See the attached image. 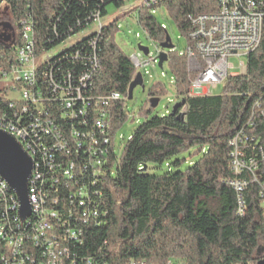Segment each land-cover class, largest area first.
Listing matches in <instances>:
<instances>
[{"label": "trees", "instance_id": "obj_1", "mask_svg": "<svg viewBox=\"0 0 264 264\" xmlns=\"http://www.w3.org/2000/svg\"><path fill=\"white\" fill-rule=\"evenodd\" d=\"M1 1L8 13L0 22L4 26L6 21L18 23L30 15L36 48L45 51L56 50L69 37L86 31L93 13L106 18L108 4H126L121 0ZM157 9L166 13L190 44L189 16L212 12L215 3L161 0L151 8H139V26L160 44L167 30L153 16ZM118 29L116 20L108 21L98 42L96 95L118 92L127 97L134 78L130 56L114 41ZM5 31L13 33V26ZM1 39L2 34L0 49L6 50ZM165 63L175 97L185 100V117L150 115V107L141 112L144 120L122 146L117 161L115 156L109 159L103 186L107 212L99 226L85 230L84 243L75 248L77 255L91 264H128L131 260L135 264H256L254 251L264 242L260 206L264 197L259 196L258 183H249L244 191L247 208L239 215L235 191L227 182L236 177L230 168V139L243 131L264 143V116L255 107L264 92V76L227 77L220 94L191 96L188 90L196 73L189 70L186 56L170 50ZM165 93V83L154 81L148 98ZM260 102L264 108V99ZM109 119L115 133L127 119L125 100L112 103ZM59 124H66V118L59 117ZM190 150L193 161L187 165L175 157ZM112 161H116L113 167ZM259 174L264 180V162Z\"/></svg>", "mask_w": 264, "mask_h": 264}, {"label": "built area", "instance_id": "obj_2", "mask_svg": "<svg viewBox=\"0 0 264 264\" xmlns=\"http://www.w3.org/2000/svg\"><path fill=\"white\" fill-rule=\"evenodd\" d=\"M121 1L139 25V8H151L161 0ZM213 1L214 11L189 16L190 44L183 54L189 70L196 73L188 90L191 96L211 95L227 77L264 76V0ZM0 10L7 15L1 0ZM110 20L93 13L86 31L50 51L36 48L30 15L12 23L13 33H2L10 38L1 39L7 49H0V80L9 83L4 88L8 95H0V128L13 135L32 160L27 191L35 207H30L31 223L22 224L18 199L0 178V264H91L80 259L75 248L84 243L85 230L99 226L107 212L103 186L110 157L118 159L110 106L127 100L118 92L96 95L93 90L98 42ZM159 51L147 61L131 55L135 74L147 65L156 67ZM231 58L239 60L240 72H231ZM260 100L255 107L264 116ZM59 117H66V124H59ZM229 146L236 177L227 184L235 191L237 213L243 215L249 183H258L259 196H264L259 174L264 143L239 131ZM260 206L264 212V203Z\"/></svg>", "mask_w": 264, "mask_h": 264}, {"label": "rangeland", "instance_id": "obj_3", "mask_svg": "<svg viewBox=\"0 0 264 264\" xmlns=\"http://www.w3.org/2000/svg\"><path fill=\"white\" fill-rule=\"evenodd\" d=\"M106 9L108 14L107 18L116 20V24L119 27L115 34L114 41L124 53L128 56L135 54L138 58H142L143 61H147L156 54V49L160 48L159 43L153 42L144 34L142 28L135 22L134 17L130 16L131 14L128 12V10L131 9L130 7H116L114 4H108ZM5 10H7L6 6ZM161 10L162 9H157L153 13V16L157 21L165 25L170 41L173 44L172 50L183 53L187 46L185 38L181 36L180 32L170 19L166 18V13L164 14ZM2 14V10H0V20L5 18ZM11 25L12 24L9 21L5 22L6 29H9ZM138 46L148 48L149 53L144 55L138 49ZM230 61L234 66L231 72H240L239 60L237 58H231ZM138 73L142 75L143 88L141 86H136L133 89L132 98L125 101L127 119L120 127H118L114 136V147L118 155L120 154L119 152L122 146L132 134L134 128L144 120V117L141 115L143 110L150 107V115H165L168 114L173 105L179 101V98L177 99L175 97L171 74L166 67V63H164L162 68H158L157 65L154 68L151 65H147L144 68L139 69ZM158 80L165 83L166 93L157 98L156 106L152 107L153 101L151 98H148V90L152 83ZM8 83L9 81L7 80H0V95H8L7 91H4V88ZM222 88L223 84L218 85L217 88L212 89V94H220ZM179 111L184 112L185 106L181 107ZM191 152L192 150L189 152H182L175 157L184 159L186 162L184 165H187L193 161V158L190 157ZM254 256L257 258L256 264H264V242H260L254 251Z\"/></svg>", "mask_w": 264, "mask_h": 264}, {"label": "water", "instance_id": "obj_4", "mask_svg": "<svg viewBox=\"0 0 264 264\" xmlns=\"http://www.w3.org/2000/svg\"><path fill=\"white\" fill-rule=\"evenodd\" d=\"M8 35H2L3 40H9ZM160 51L157 55V66L162 68L164 63L168 60V52L173 49V44L170 41L168 33L165 39L159 44ZM138 49L144 54H148V48L138 46ZM136 86L143 88L142 75L136 73L134 78L128 85L127 99L132 98L133 89ZM153 103L152 107L156 106L157 98H151ZM185 106V100L177 101L171 111L170 115H176V118L183 120L185 113L178 111L181 107ZM33 163L30 156L23 149L21 144L12 135L0 131V178L6 182L8 187L15 193L19 202V217L24 220L30 212L28 202L27 185L28 179L32 171Z\"/></svg>", "mask_w": 264, "mask_h": 264}, {"label": "bare ground", "instance_id": "obj_5", "mask_svg": "<svg viewBox=\"0 0 264 264\" xmlns=\"http://www.w3.org/2000/svg\"><path fill=\"white\" fill-rule=\"evenodd\" d=\"M128 12L131 14V9H129ZM64 118H66V117H64ZM0 131L5 132V128H0ZM27 192H28V202H29V206L30 207H35V199H33V196H31V191H27ZM263 203H264V198H263ZM32 219H33V210H30L29 215L24 220H22V224H30L31 221H32Z\"/></svg>", "mask_w": 264, "mask_h": 264}, {"label": "flooded vegetation", "instance_id": "obj_6", "mask_svg": "<svg viewBox=\"0 0 264 264\" xmlns=\"http://www.w3.org/2000/svg\"><path fill=\"white\" fill-rule=\"evenodd\" d=\"M5 26L0 22V35L5 31Z\"/></svg>", "mask_w": 264, "mask_h": 264}]
</instances>
